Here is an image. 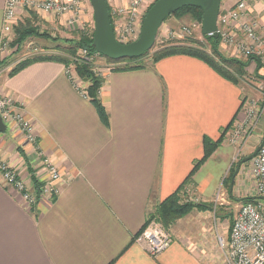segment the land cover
I'll return each instance as SVG.
<instances>
[{
    "label": "crops",
    "instance_id": "1",
    "mask_svg": "<svg viewBox=\"0 0 264 264\" xmlns=\"http://www.w3.org/2000/svg\"><path fill=\"white\" fill-rule=\"evenodd\" d=\"M226 1L221 8L239 0ZM247 2L250 17L264 22V0ZM5 8L6 0H0V45ZM26 18L43 31L65 29L53 14L26 8L14 22ZM116 65L105 69L99 92L108 123L58 60L0 73V95L24 107L40 149L63 177L57 197H43L33 206L0 179V264H227L219 242L223 235L205 224L210 212L195 210L177 220L169 229L171 245L156 256L136 238L203 157L205 138L217 141L239 114L242 84L185 54L140 68ZM82 84L85 89L89 83ZM7 130L0 133V159L16 167L29 186V169L44 180L34 147L12 127ZM219 151L200 165L184 194L191 186L207 197L213 193L208 177L198 182L196 176ZM213 180L218 184V176ZM194 212L198 218L190 222Z\"/></svg>",
    "mask_w": 264,
    "mask_h": 264
},
{
    "label": "rangeland",
    "instance_id": "2",
    "mask_svg": "<svg viewBox=\"0 0 264 264\" xmlns=\"http://www.w3.org/2000/svg\"><path fill=\"white\" fill-rule=\"evenodd\" d=\"M155 1L156 0H107L112 25L118 40L122 42H132L138 38L142 20L148 9ZM230 3L232 2H227V5ZM80 4L81 7L79 9V13L75 16L73 22L69 21L71 14L54 15V18L65 27L62 32L43 31L40 28L39 31L41 34L44 32L46 34L31 35L26 40L18 43L16 42L18 35L15 28V25L18 23L14 22L12 24L13 27L11 28V31L3 35L0 45V73L5 72L7 69H10L9 72H11L21 61L39 55H64L66 57H70L74 60V62L80 63L81 61H78L80 58L79 51H77L75 56H71L69 53H65L57 48V46H63L64 44H66L65 46H70L71 41L79 39L81 34H84L86 30H93L94 18L90 1L81 0ZM32 15H34V13H32ZM249 18H251L250 14ZM199 25L200 22L193 19L189 13H180L169 17V19L163 23L153 48L145 55L143 60L144 67L154 64L152 59L154 53L165 46L170 47L175 44H187L203 48L207 52L211 53L212 46L204 37L202 28ZM183 26L188 27L189 32L181 31V27ZM129 28H132V30H129ZM171 31L179 33L175 38H172L169 35ZM191 40H195L196 43H192ZM219 48L222 52L224 51L221 46ZM226 49L228 53L225 54L223 52L226 56L239 58L244 61H247L249 58L231 46H226ZM91 62L93 63L94 71L97 75L98 72L104 70L110 64V61L103 56H97ZM116 66L123 67L126 65L124 63L117 62ZM230 68L233 69L234 72L238 73V82L242 84L244 91L242 101L243 104L239 114L234 118V122L231 126H229L227 131H225L222 142L215 150L217 151V149L220 148L218 155L212 158L208 167L199 172L196 176V181L198 182H206V177H208L207 180L209 182V186L207 190L212 191L213 189V193L207 197L202 192L199 193L195 186H191L190 190L183 194V199L185 201L194 202L195 204H199L204 198H207L206 200H208V205L205 208L196 206L188 214L191 215L195 210L200 213L210 212L208 213L210 215H208V218L205 220V224L212 227V229L219 230V233L222 234L225 239H227L230 235L234 217L238 212L239 207L242 205L241 199L248 196L254 198L260 196L256 194V188L252 178L253 161L249 158L260 146L264 137L263 121L254 128L255 123L251 122V117H249L248 111L252 100L258 101L259 104L263 101L264 67H260L259 62L254 61L251 66L248 65L246 70L242 72L238 71L236 66L230 65ZM87 83L89 82L87 81ZM0 96L5 97L2 95ZM14 104L17 108L21 106L16 102H14ZM24 114L27 116L25 110ZM251 126H253V130L251 129L252 131L247 134L246 130L250 129ZM12 128L15 127L13 126ZM7 131L8 130L4 133ZM15 132L18 133L17 131ZM235 174L236 177L233 179ZM217 176L219 178L218 184L213 180ZM253 201L256 204L264 205V199L255 198ZM157 208L158 207L155 209L157 210ZM196 214L197 213L194 212L195 217L190 218L189 216L190 222H195L196 218H198ZM150 229L162 230L172 236L171 231L169 230L170 226L166 227L163 223L157 220H152L150 222L146 230ZM142 233L143 232L137 235V240ZM139 241L145 243L144 240ZM170 245H168V247Z\"/></svg>",
    "mask_w": 264,
    "mask_h": 264
},
{
    "label": "built area",
    "instance_id": "3",
    "mask_svg": "<svg viewBox=\"0 0 264 264\" xmlns=\"http://www.w3.org/2000/svg\"><path fill=\"white\" fill-rule=\"evenodd\" d=\"M80 1L6 0L3 35L11 31L12 24L21 8L53 15L71 14L69 21L73 22L75 16L79 13ZM199 26H201V23ZM129 30H132V28H129ZM181 31L189 32V28L183 26ZM217 31L218 38H220L223 45L231 46L247 57H253L255 62H259L260 67H264V22L249 18V8L246 0L237 1L231 8L220 9ZM178 33L171 31L169 35L175 38ZM79 56L91 62L100 55H91L88 50L80 49ZM105 69L98 72V75L105 76ZM66 73L73 84L81 92L86 93L85 89H82L84 80L78 75L74 64L66 65ZM23 109L22 105L17 108L13 99L0 96V115L7 129L8 126H14L13 129L34 147V152H36L42 163L45 177L44 180H41L34 169H29V179L33 182V185L29 186L28 180L16 167L0 159V179L5 185L14 187L21 193L24 200L33 206L43 197L50 200L57 197L60 193V182L63 177L58 166L40 149L35 126L25 116V109ZM248 111L251 122L255 123L254 128L262 121L264 124V98L260 104L258 101L252 100ZM252 128L253 126L247 129L246 133L249 134L253 130ZM252 161V178L256 194L264 197V137L260 143L259 151L252 158ZM28 168L30 167L28 166ZM138 240H144L147 243L149 252L156 256L170 245L171 236L162 230L145 229ZM219 242L225 253L227 264H264V205L256 204L253 200L242 202L234 217L229 237L227 239L220 237Z\"/></svg>",
    "mask_w": 264,
    "mask_h": 264
},
{
    "label": "trees",
    "instance_id": "4",
    "mask_svg": "<svg viewBox=\"0 0 264 264\" xmlns=\"http://www.w3.org/2000/svg\"><path fill=\"white\" fill-rule=\"evenodd\" d=\"M28 11H32V10H28ZM180 13H189L193 19L197 20L200 23L202 22L203 11L198 7L186 6L178 10L177 12L173 13L172 15L180 14ZM172 15H170V17ZM15 28L18 35V39L16 42L18 43L26 40L31 35L46 34L45 32L41 34V32L39 31V26L35 25L30 18H26L23 22L22 21L18 22V24L15 25ZM85 32L84 34L83 33L81 34L79 39L72 40L70 46H65L66 44H64L63 46L62 45L57 46V48H59L65 53H69L71 56H75L77 51H79L80 49H86L91 55L98 54L100 56L105 57L104 55L98 53V51H96V49L93 47L94 28L93 30L90 29V30H86ZM203 35L208 40L209 44L212 46L211 53L207 52L203 48H198L187 44H175L170 47L165 46L160 50L156 51L152 58L153 62H157L162 58L177 54L191 55L199 59H202L203 61L211 65L214 69H216L221 75H223L224 77L235 83H238V78H239L238 73L234 72L233 69L230 68V65L236 66L238 71L242 72L245 71L247 66L250 65L252 62H254L255 59L253 57H249L247 61H244L239 58L226 56L219 48L221 46L220 38H214L213 36L205 35V34ZM191 42L196 43L195 40H191ZM148 52H146L143 56L138 58H125L120 61H114L107 57L105 58H107L110 62H119V63H124L126 65L123 67L119 66L117 67V69L140 68V67H144L143 60L145 58V55L148 54ZM40 60H58L64 63L65 65H69L70 63L74 64L80 78L86 82L87 81L89 82L88 86L85 88L86 94L89 96V98L95 105L101 120L104 123H108L109 121L108 114L99 97V92L104 79L103 77L95 73L92 62H89L84 58H79L78 61L81 62L76 63L70 57H66L64 55H57V54L39 55L21 61L10 72V74L15 73L16 71L20 70L22 67H24L25 65L31 62L40 61ZM233 122H234V118L230 122V124L225 128V130L221 134V137L217 141H213L205 138L203 157L196 162L193 171L191 172V174H189L185 182H183V184L177 189V191L172 195H170L169 197H167L157 206L158 207L157 210L149 216V218L143 225L142 229L140 230V233L147 228V226L150 224L152 220H157L163 223L166 227H168L171 226L173 223H175L177 219L184 217L186 214H188L194 207L200 206L201 208H205L208 205V204H204L203 202L199 204H195L194 202L185 201L183 199V194H184L183 186L186 183H188V181L200 168V165L204 163L209 157H211V155L216 150L218 145L222 142L225 131H227V129L229 128V126H231ZM254 199H255L254 197L248 196L242 198L241 200L242 202H250Z\"/></svg>",
    "mask_w": 264,
    "mask_h": 264
},
{
    "label": "water",
    "instance_id": "5",
    "mask_svg": "<svg viewBox=\"0 0 264 264\" xmlns=\"http://www.w3.org/2000/svg\"><path fill=\"white\" fill-rule=\"evenodd\" d=\"M93 9L94 36L93 47L98 53L114 61L125 58H138L150 51L159 34L163 23L178 10L186 6L202 9V33L218 38V16L222 0H156L146 12L138 39L122 43L117 40L107 0H89ZM7 130V126L0 115V133ZM260 146L250 156L252 159ZM257 198L264 199L262 196Z\"/></svg>",
    "mask_w": 264,
    "mask_h": 264
},
{
    "label": "flooded vegetation",
    "instance_id": "6",
    "mask_svg": "<svg viewBox=\"0 0 264 264\" xmlns=\"http://www.w3.org/2000/svg\"><path fill=\"white\" fill-rule=\"evenodd\" d=\"M236 177V174L234 175L233 179Z\"/></svg>",
    "mask_w": 264,
    "mask_h": 264
}]
</instances>
